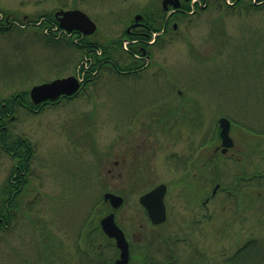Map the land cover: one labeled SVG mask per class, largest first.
<instances>
[{
	"label": "rangeland",
	"instance_id": "374dc122",
	"mask_svg": "<svg viewBox=\"0 0 264 264\" xmlns=\"http://www.w3.org/2000/svg\"><path fill=\"white\" fill-rule=\"evenodd\" d=\"M161 1L0 0V21L7 26L8 18L17 24L8 30H0V106H9L13 100L20 101L22 92L28 94L34 86L77 74L83 55V50L73 44L71 37H63L52 30L41 33L36 26L23 29L22 24H34L40 20V15L59 8H78L97 26L96 34L88 40L103 45L109 39L121 37L136 14L150 9L156 12ZM230 2L208 0L177 31L159 37L158 45L151 48L152 59L169 71L163 75L185 77L201 91L200 134L205 173L201 179L202 200L210 196L218 183L217 193L207 207L215 214L213 219L220 222L230 218L228 211L232 199L223 188H231L235 174L242 176L235 192L249 193L253 204L260 205L262 197L258 195L264 192V179L249 180V186V181H243V176L252 179L264 173V7L248 10L241 5H230ZM113 56V60L118 57L114 53ZM151 75V70L140 73L139 76L144 78L141 77L137 81L139 85L133 88L135 96L151 92L148 84ZM116 81L114 74H100L88 86V92L100 93L90 101L80 95L69 103L45 107L36 114L15 106V119L9 126L14 136L11 140L21 137L35 152L29 161L26 183L15 201L17 207L13 208L12 227L0 230V264L49 263L53 241L80 235L82 226L94 225L104 216L105 207H90L100 205L104 187L124 192L126 206L122 215H127L126 220L133 216L138 219L133 206L138 204L139 195L158 183L170 186L167 205L176 207L178 214L184 212L185 204H195L200 184L187 180L183 186L184 180L174 174L181 172L170 168V160L162 161L165 153H170L173 160V153L182 157L193 152L194 145L190 140L198 139L199 134L189 127L194 123V114H173L165 120L163 113L151 112V115L155 114L152 121L155 127L160 128L166 123H179L185 127L166 136L155 133L160 148L148 155V166L153 171L149 178L126 177L122 181L108 178L106 169L115 168V125L122 99L116 93ZM125 96L127 94L122 95ZM157 116L161 119L156 120ZM221 116L237 127L233 128L236 135L234 156L218 155L212 161L211 152L217 143L213 139ZM2 136L0 132V208L11 196L4 185L16 165L15 159L4 153L6 143ZM149 140L151 137L148 144ZM213 179L216 180L213 182ZM199 203L196 202L194 207ZM39 227L43 229V242L38 240ZM127 229L134 232L136 241L143 239L148 251L162 252L168 235L172 239L182 235L180 227L170 224L153 229L128 226ZM198 235L195 229L188 241H196ZM37 242L41 246L46 242L48 246L43 249L42 260ZM179 246L182 251L184 245Z\"/></svg>",
	"mask_w": 264,
	"mask_h": 264
},
{
	"label": "flooded vegetation",
	"instance_id": "af4514ba",
	"mask_svg": "<svg viewBox=\"0 0 264 264\" xmlns=\"http://www.w3.org/2000/svg\"><path fill=\"white\" fill-rule=\"evenodd\" d=\"M245 1L252 4L253 10H259L264 7V0ZM162 2L163 0L161 1L160 8L156 12L150 9L146 11V13L136 14L135 16L139 15L138 19L135 20L134 16L131 24L124 30L127 34H135L145 28L146 30H150L151 28H147L149 26L159 29L157 30V38L153 44L149 46V49L143 57L137 56L133 59L132 55L123 52L118 55L116 60H109L105 56L95 67L93 73H87L83 77L74 75L79 85V90L76 93L70 96L63 95L53 101L48 100L37 105L30 100L28 103L24 104V102H22L23 100L19 97L18 99H20V101L17 102V105L19 104V108L25 109L26 112L36 114L45 107H54L63 102L69 103L80 95L85 97L84 100L90 101L92 98H96L98 96L97 94L100 93H95L93 91L88 92V86L98 79L100 74H114L117 77L116 93L120 95L122 99L119 103L117 123L115 125L116 158L113 162L115 168L106 169L107 175L109 176L108 178L115 179L116 181H122V179L126 177L128 179H134L136 177L149 178L153 175V171H151L148 166V155H150V152L153 155L156 149L160 148L157 144L159 141L155 140V133L160 132L163 136H166V134L171 131L175 132L180 130L181 127H185V125L179 123H166L160 128L155 127V125L152 124L155 114L151 115V112L156 110L157 112L163 113L162 115L166 117L165 120H168L173 114H183L184 116L194 114V123L189 124V127L193 129L194 133L198 132L199 134L198 139L193 138L190 140L192 146L194 145L193 152L190 153V155L184 154L182 157L179 156V153H173V160L170 158V153H165L164 156H162V158H164L162 161L166 162L170 160V168L181 172V174L178 175L177 173L174 174L178 179H181V181L184 180V182L181 183L183 186L187 180L198 182L200 184V194H197L195 197V204L189 206V204L184 203V212L178 214L176 207L170 208L167 205V194L170 190V186L168 184L166 185V183H158L156 186L147 189L139 195L137 199L138 204L133 206L136 208L135 213L139 215L138 219L133 216L131 220H126L125 218L127 215H122V210H124L123 208L126 206L123 196L124 192H119L120 190L118 188L115 191H110L104 187L103 195L105 193H112L121 197L122 203L118 208L113 210L110 208L112 207L110 203L104 201L102 196L100 205H93L90 207H105V214L103 217L110 213L114 214V222L123 232L128 244V257L126 261L124 262L122 258H120L121 250L118 248L116 240L109 237L102 229L100 224L102 217L94 225L85 224L82 226L83 232L80 235L64 236L62 240L59 238L58 241H53L51 257L49 263L46 261V264H264V192H260L258 195L262 197L260 198L262 200V202L259 203L260 205L253 204L249 193L247 194L244 192L243 195H240L235 192V186L240 183L242 178V176L235 174L231 181V188H223L226 190V195L232 199L229 206L231 210L228 211L230 218L221 222L213 219L215 214L211 212L210 207H207V203L214 199L215 193L217 192L211 193L213 188L210 192V196L206 197L203 201L201 190V179H203L205 174L202 169L203 143L200 134L201 115L203 110L201 91L192 83L193 81L191 82V80L185 77L163 75L167 74L169 71L164 69L165 67H163L159 61L153 60L151 55V48L158 45L157 40L159 37L166 35L170 31H177V29L184 25L191 16H194V11H188L189 3H198L201 9L207 2L206 0H177L178 4L176 6H174L173 3L163 5ZM74 9L78 8H71L68 10ZM61 10L64 9L59 8L54 12L44 14L51 15L57 21L55 14ZM246 14L249 15L250 13ZM50 24L55 25L53 23ZM74 34L90 38L94 36L96 32L90 36H84L78 32H74ZM150 70L152 71V75L151 82L148 84L151 92L146 93V95L139 93L140 96H135L132 91L133 88L139 85L137 81L142 77L139 76L140 73ZM159 74H161V76ZM143 78L144 77H142V79ZM148 79L150 78L148 77ZM126 94L127 96L122 97V95ZM3 106L7 105L3 104ZM15 106L16 100H13L7 107L8 109L5 111L6 119H3V124H0V132L6 140L5 143L8 144V146L4 148V153L14 158L17 164L19 161H31L35 151L33 147H30L21 137H16L15 140H11L14 136L9 126L10 122H13L15 119ZM159 119L161 118L157 116L156 120ZM233 128H237L236 124L230 121V129L228 132L232 144L228 149L223 150L217 125L216 137L213 139L217 141V143L214 145L213 151L211 152L213 153V155H211L212 161H214L218 155H227L230 156V158L234 156L233 151L236 145V135L233 133ZM150 137L151 140H149L148 144V138ZM155 146L157 147L155 148ZM18 176L19 174L15 172L13 178L8 182L13 188L7 190V193H10L11 196L7 199L3 207L4 212L0 218V230L6 231L12 227L13 220L9 219V217H13L15 213L13 208L15 207H11V205H13L12 202L16 200L15 196L22 191L24 186V182L21 178H17ZM20 176H23V173H20ZM253 179L258 181H260V179L263 180L264 173L255 175L252 179L249 176H247V178L243 176L244 182ZM214 180L216 179H213V182ZM249 183L250 181L247 184L248 186ZM158 185H164L166 190L163 197L165 220L159 225L154 224L150 220L147 209L139 202L141 196L150 192ZM215 185L219 184L215 183ZM16 186L19 187L14 189ZM262 191H264V187ZM198 201H200L199 205L194 207ZM167 224L180 227L182 235L173 237L174 239L168 235L165 239V243L163 242L165 250L162 252L146 250L147 246L143 243V239L141 238V240L139 238V241H136L134 232L130 233L127 229V226L153 229L166 226ZM206 224L208 225L206 226ZM195 229L199 235L196 241L193 239L192 242H190L188 241L189 235H192ZM42 230V228H38V240L40 239L41 242L44 241V239H41V237L44 236ZM47 241L48 240H46V242ZM46 242L42 246L37 242L40 250V254L38 255L41 260V255L44 256L43 249L48 248ZM151 245L150 247H153ZM179 245H184L182 251H180ZM44 259L46 260V256Z\"/></svg>",
	"mask_w": 264,
	"mask_h": 264
},
{
	"label": "water",
	"instance_id": "95a60500",
	"mask_svg": "<svg viewBox=\"0 0 264 264\" xmlns=\"http://www.w3.org/2000/svg\"><path fill=\"white\" fill-rule=\"evenodd\" d=\"M173 3L178 4L177 0H163L162 4ZM59 27L67 32L78 31L84 35H92L96 30V25L86 14L80 10L59 11L55 14ZM139 17L135 16V20ZM79 88L78 81L70 76L62 79H55L48 83L34 86L29 91V96L34 104H40L45 100H55L60 95H72ZM230 122L225 117L219 119L220 138L222 147L227 149L231 146V139L228 136ZM165 186L158 185L150 192L141 196L139 202L144 205L148 211V216L154 224H160L165 220V208L163 197L165 195ZM109 201L111 208L115 209L122 203V198L110 193L104 195V200ZM101 227L104 232L111 238L116 240L118 248L121 250L122 260L125 262L128 257V244L125 240L123 232L116 226L114 222V214L111 213L101 219Z\"/></svg>",
	"mask_w": 264,
	"mask_h": 264
},
{
	"label": "trees",
	"instance_id": "16d2710c",
	"mask_svg": "<svg viewBox=\"0 0 264 264\" xmlns=\"http://www.w3.org/2000/svg\"><path fill=\"white\" fill-rule=\"evenodd\" d=\"M233 1H235L234 5L235 4L236 5H241L245 9L249 10V9L253 8L252 4L250 2L245 1V0H233ZM206 2H208V0H206ZM214 4H215V2H214ZM225 6L230 8L227 5H225ZM42 17H44L46 20H45L44 23H42V25L39 28L41 33H42V29L45 26H47L49 23H53V24L57 25V21L51 15L42 14V15L39 16V18H42ZM146 24H147V22H146ZM147 28H151V29L150 30H146V28H145L144 30L136 32L135 34H127L126 32H124L122 34V36L119 37L118 39H114V40H110L109 39V41H107L103 45H101V44L99 45L98 43H92L86 37L77 36L76 38H78L79 40H78L77 44H75V45L78 46L79 49H82L83 53H93L95 49H100L102 51V56L101 57H98V56L94 55V57L96 56L95 57L96 58V63L94 65V67L92 68V69H94L99 64V62L102 59H104L105 56H106L107 59L113 60L114 59L113 53H114V55L116 54V56H117L118 52H120V51L123 52L122 41L125 40V39H128V40L130 39V40H136L137 41L136 44H131L130 45V47H129L130 49H129V51L127 53H129V54L140 53L141 54L143 51H147L149 49V45H148L147 42L152 37V35H150V34L153 31L159 30L158 28H152L151 26H149ZM8 29L9 28L5 27V26L0 27V30H8ZM48 38H49V40L56 41V39H53L51 37H48ZM20 98H21V100H23L22 102H24V104L28 103V101H29L26 92H22ZM7 107H8V105L7 106H3V105L0 106V124H3V119H6L5 111H6V109H8ZM2 138H3L2 139L3 143H5L6 142L5 138L3 136H2ZM28 144L30 145V147L32 146L30 143H28ZM6 146H8V144H6ZM29 164H30L29 161H26V162L19 161V162H17V164L13 168L12 173L6 179V182H5L4 186L6 187L7 190L13 188V186H11L10 183H8V182L13 178V175L15 174V172L17 174L23 173V176L20 177V175H19L17 178H21L22 181L24 182V184L26 183V179H27L26 176L28 174L27 171H29ZM18 187L16 186V187H14V189H17ZM7 190H6V192H7ZM17 197H18V194L15 196V198L17 199ZM12 203H13V205H11V207H17V205H14V204H16L15 202H12ZM2 207H4V206H2ZM3 209L4 208H0V218L2 217L3 212H4ZM9 219H12V217H9Z\"/></svg>",
	"mask_w": 264,
	"mask_h": 264
}]
</instances>
